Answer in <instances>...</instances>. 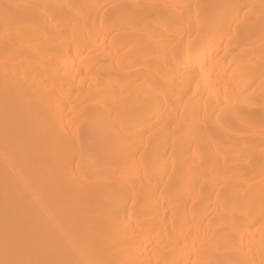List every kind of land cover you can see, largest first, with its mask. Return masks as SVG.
<instances>
[{
  "label": "bare ground",
  "instance_id": "obj_1",
  "mask_svg": "<svg viewBox=\"0 0 264 264\" xmlns=\"http://www.w3.org/2000/svg\"><path fill=\"white\" fill-rule=\"evenodd\" d=\"M0 264H264V0H0Z\"/></svg>",
  "mask_w": 264,
  "mask_h": 264
}]
</instances>
